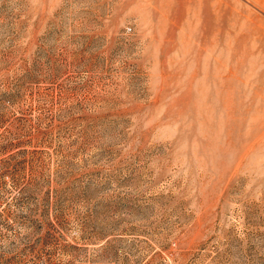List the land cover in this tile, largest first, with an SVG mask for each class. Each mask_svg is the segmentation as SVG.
<instances>
[{"label": "rangeland", "instance_id": "obj_1", "mask_svg": "<svg viewBox=\"0 0 264 264\" xmlns=\"http://www.w3.org/2000/svg\"><path fill=\"white\" fill-rule=\"evenodd\" d=\"M0 264H264V0H0Z\"/></svg>", "mask_w": 264, "mask_h": 264}]
</instances>
